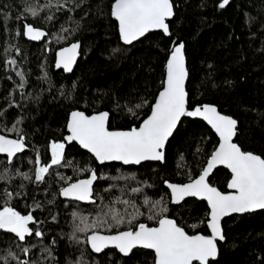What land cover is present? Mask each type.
<instances>
[{
  "label": "trees",
  "instance_id": "trees-1",
  "mask_svg": "<svg viewBox=\"0 0 264 264\" xmlns=\"http://www.w3.org/2000/svg\"><path fill=\"white\" fill-rule=\"evenodd\" d=\"M38 2L45 4L48 0ZM218 2L174 0L175 17L170 22L172 36L155 32L127 47L119 38L117 22L109 14L110 0H85L74 12L53 8L55 16L51 21L43 18L49 14L47 11L39 18L28 16L25 21H18L16 16L24 0H0V111L4 112L0 118V134L18 138L17 133L8 129L17 120H22L18 127L26 136L28 147L25 154L15 158L14 165H7L6 157L1 155L0 164L31 175L36 166L37 152L42 164L50 163L49 144L62 141L67 135L66 124L74 110L88 115L108 111L111 130L138 126L150 114V106L161 90L173 40L185 44L189 106L212 104L223 114L237 119L236 143L245 151L264 156V0H231L224 9L217 7ZM72 6L70 3L69 7ZM5 14L10 17L6 26L3 22ZM24 22L45 30L48 33L45 42L35 44L23 35L17 36L16 31ZM62 28L68 31L64 32ZM76 42L81 45V58L73 74L68 76L63 71H56L57 51ZM113 49L120 51L113 53ZM8 59H15L17 65L8 66ZM16 72L25 74L23 88H19L20 77ZM45 73L47 76L43 78ZM213 83L217 87H212ZM145 100L147 105L135 109V104H142ZM10 104L16 106L11 107ZM129 107L138 113L139 118L128 113ZM217 146L218 138L211 128L203 121L192 119L181 122L168 143L164 164L99 165L93 156L76 144L66 145V159L72 164L50 170L53 175L46 177L45 183L37 185L23 181L28 195L13 197L9 202L22 214L32 211L38 221L44 222L40 225L46 232L43 243L49 244L52 237H57L54 251L59 261H63L70 253L73 257L79 253L74 251L66 235L61 238V233L71 232L70 214L74 208L71 205L65 207L68 202L58 195L63 181L55 173L70 176L73 181L88 177V172L76 170L85 167L94 168L98 174L106 176L135 174L136 180L127 182L129 186L151 184V188L144 187L143 194L155 200L169 193L164 180L187 183L190 177L197 178ZM181 155L183 161L180 160ZM230 178L227 170L218 169L210 183L227 192ZM21 182L20 177L7 185L0 182V191L3 187L22 191L18 187ZM125 183L98 180L95 190L106 198L119 196V187ZM112 184L118 188L111 193L105 192L104 189ZM143 194L135 197L138 203ZM49 200H55V203L50 205ZM35 203H40L42 208L36 209ZM92 207L79 206L85 210ZM169 208V216L185 227L189 234L197 231L210 234L206 227L209 213L206 202L190 199L182 206L169 203ZM52 215L57 216L56 222H52ZM201 221L205 223L201 224ZM192 224L200 226L193 229L190 227ZM223 226L226 242L219 245L220 255L214 264H264V211L230 217ZM37 239L31 238V242L36 243ZM9 243V239L0 234V247H7ZM38 251L34 249L28 258H35ZM111 251L112 261L105 254L96 259L102 264H114L120 259L124 264H153L151 251L136 250L127 258H122L115 250ZM21 256L24 258L23 254Z\"/></svg>",
  "mask_w": 264,
  "mask_h": 264
},
{
  "label": "snow or ice",
  "instance_id": "snow-or-ice-1",
  "mask_svg": "<svg viewBox=\"0 0 264 264\" xmlns=\"http://www.w3.org/2000/svg\"><path fill=\"white\" fill-rule=\"evenodd\" d=\"M84 2L85 0H48V3L41 4L38 0H24L16 19L25 21L28 16L39 18L41 13L47 11L49 14L43 18L51 21L55 16L53 8L56 11L67 9L68 12H74ZM230 2L231 0H219L217 7L224 9ZM70 3L72 7H69ZM109 7L110 16L117 22L119 38L125 45H131L154 31H160L167 37L172 36L170 22L175 16L174 0H110ZM84 15L87 16V12ZM8 19L10 17L5 14V26ZM62 31L67 32L68 29L62 28ZM16 35H23L30 41H40L48 33L34 27L32 23L24 22L17 29ZM79 48V42L62 48L56 54L55 67L71 72ZM119 51L120 49H113V53ZM6 64L16 66L17 61L8 59ZM16 75L20 77L19 88H23L26 83L25 74L16 72ZM46 76L45 73L43 78ZM188 78L185 44L183 41L173 40L161 90L150 106V114L138 126L133 125L127 130H110L108 111L88 115L84 111L74 110L66 124L69 135L62 141H52L49 144L50 163L42 164L41 156L37 152L34 161L36 166L31 175L29 172H21L18 168L0 164V182L7 185L16 177H20L22 181L18 185L22 191L9 190L8 187H3L0 191V199L3 200L0 203V234L10 241L7 247H0V264H45V261L48 264H102L96 257L105 254L109 261H112L111 250H115L122 258L130 257L134 250H151L153 264H214L219 256L218 241L225 240L221 226L222 218L264 210V156L245 151L234 142L239 131L237 119L222 114L218 107L212 104L189 106V93L186 90ZM212 87L217 85L213 83ZM147 104L148 101L145 100L134 107L140 109ZM127 110L129 114L139 118L132 107ZM3 116L4 112L0 111V118ZM184 117L201 118L205 121L218 136V146L207 159L206 166L197 178L190 177L187 183L164 180L169 193L159 199L153 200L143 194L144 187L151 188V184L129 186L127 182L136 180L135 174L106 176L98 174L94 168L85 167L76 170L88 172V177L73 181L70 176L64 177L58 172L55 173L59 180L63 181L58 195L68 202L65 207L71 205L74 208L70 214L71 232L61 233V238L67 236L74 251L79 253L78 256L73 257L70 253L63 261H59L54 251L58 243L57 237H52L49 244H44L46 232L40 227L44 222L38 221L32 211L22 214L9 202L13 197L28 195L23 181L39 185L46 182V177L53 175L50 170L66 164L71 165L72 161L66 159L65 149L66 144L72 142L87 150L100 165L110 162H119L125 166L141 165L143 162L163 163L169 139L177 131ZM20 123L22 120H17L12 128L8 129L17 133L18 138H8L0 134V154L5 155L9 166L14 165V158L24 153L27 148L26 136L18 127ZM180 160H184L183 155ZM217 166H223L231 173L227 183L230 190L228 192L220 191L209 181L210 174ZM109 179L126 182L123 187H119V196L106 198L96 193L94 184L98 180ZM116 188L118 185L112 184L104 191L111 193ZM140 194L143 196L138 203L135 197ZM187 198L207 202L209 213L206 227L210 230L209 235L198 231L189 234L185 227L169 216V203L182 206ZM54 203L55 200L48 201L50 205ZM80 204L93 207L91 210L80 209ZM35 208H42V205L35 203ZM51 220L56 222L57 216L52 215ZM199 226L190 225L193 229H198ZM31 238H38L37 242L32 243ZM34 249L39 250L38 254L29 259ZM114 264H124V261L116 260Z\"/></svg>",
  "mask_w": 264,
  "mask_h": 264
},
{
  "label": "water",
  "instance_id": "water-1",
  "mask_svg": "<svg viewBox=\"0 0 264 264\" xmlns=\"http://www.w3.org/2000/svg\"><path fill=\"white\" fill-rule=\"evenodd\" d=\"M174 11H175V8H174ZM175 17V16H174ZM174 19V18H173ZM172 19V20H173ZM113 20H114V18H113ZM115 21V20H114ZM45 31V30H44ZM46 32V31H45ZM155 32H160V31H154V32H151V33H149V34H152V33H155ZM149 34H147L145 37H147ZM47 37H48V35L47 36H45L44 38H42L40 41H30V40H28V38L27 37H25L26 38V40L27 41H29V42H32V43H35V44H42V43H44L45 42V40L47 39ZM145 37H143V38H141L140 40H138V41H134L133 42V44H131V45H125V44H123V45H125V46H127V47H129V46H133L134 44H137L138 42H140V41H142ZM167 37V36H166ZM122 42V41H121ZM69 47V46H68ZM61 50V49H60ZM59 50V51H60ZM59 51H57V52H59ZM57 54V53H56ZM80 58H81V45H80V48L78 49V56H77V60H76V63L73 65V69H72V71L71 72H65L62 68H60V69H57L56 67H55V70L56 71H63L66 75H71V74H73V72H74V70L76 69V67H77V64H78V62H79V60H80ZM185 58H186V67H187V69H188V64H187V57H186V53H185ZM56 59H57V55H56ZM56 62V61H55ZM189 72V71H188ZM189 79V78H188ZM187 84H188V80L186 81V90H187ZM219 110V109H218ZM223 114V113H222ZM184 119H192V120H200V121H203L201 118H192V117H184V118H182V121L184 120ZM205 124H207L205 121H203ZM208 125V124H207ZM180 126V125H179ZM179 126H178V128H179ZM209 126V125H208ZM238 126H239V123H238ZM210 127V126H209ZM211 128V127H210ZM111 130V129H110ZM178 130V129H177ZM212 130V129H211ZM213 132H214V130H212ZM176 133V132H175ZM174 133V134H175ZM67 135H69V133H68V131H67ZM66 135V136H67ZM174 136V135H173ZM173 136L172 137H170V139H169V142H170V140L173 138ZM8 138H10V137H8ZM217 138H218V136H217ZM237 138V137H236ZM236 138H234V142H236ZM219 139V138H218ZM168 142V143H169ZM72 144H76L77 146H79L76 142H72L71 144H66V145H72ZM167 146H168V144H167ZM167 146H166V149H167ZM80 147V146H79ZM81 148V147H80ZM82 149V148H81ZM166 149H165V154H166ZM83 151H85V152H87V150H85V149H82ZM28 151V147L26 148V150H25V152L24 153H22V154H18V156H20V155H23V154H25L26 152ZM88 154H90L89 152H87ZM1 156H4L5 157V155L4 154H0ZM91 155V154H90ZM92 156V155H91ZM14 160H15V158H14ZM114 163H116V164H120V165H122L121 163H119V162H110V163H106V164H104V165H107V164H114ZM144 163H148V162H143L142 164H144ZM156 163H161V162H158V161H156ZM165 163V161L162 163V164H164ZM99 164V163H98ZM141 164V165H142ZM100 165V164H99ZM123 166H125V165H123ZM128 166H140V165H128ZM218 169H225V170H227L229 173H230V171L228 170V169H226L225 167H223V166H217L215 169H213V172L210 174V176H209V181H210V178L213 176V174L215 173V171L216 170H218ZM230 175H231V173H230ZM97 183V182H96ZM96 183L94 184V188H95V185H96ZM228 191H230L229 189H227V192ZM62 198V197H61ZM190 199H195V200H198V201H201V200H199V199H197V198H187V200H190ZM62 200H64V201H66L64 198H62ZM186 200V201H187ZM203 202H206V201H203ZM207 203V202H206ZM173 206H177V205H173ZM261 211H264V210H257L256 212H261ZM256 212H252V213H245V214H232V215H230V216H227V217H224V218H222V220H221V226H222V230H223V233H224V235H225V231H224V226H223V223H224V221L226 220V219H228V218H230V217H233V216H243V215H248V214H254V213H256ZM209 233H210V230H209ZM226 242V237H225V240L224 241H218V248H219V255H220V247H219V245L220 244H224ZM136 250H134V252H135ZM146 251H151V250H146ZM101 255V254H100ZM127 258V257H126ZM218 258H219V256H218ZM218 260V259H217ZM216 260V261H217Z\"/></svg>",
  "mask_w": 264,
  "mask_h": 264
}]
</instances>
